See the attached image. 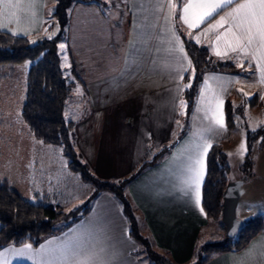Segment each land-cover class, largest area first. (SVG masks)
<instances>
[{
    "label": "crops",
    "instance_id": "1",
    "mask_svg": "<svg viewBox=\"0 0 264 264\" xmlns=\"http://www.w3.org/2000/svg\"><path fill=\"white\" fill-rule=\"evenodd\" d=\"M171 2L176 5L173 10L169 0H75L68 9L66 40L72 76L88 100L82 129L77 130L86 136L78 144L91 166L102 176L125 175L152 152L168 146L159 163L143 171L127 191L156 247L166 250L176 263L184 264L193 257L198 236L210 223L201 207V194L199 207L195 203L193 170L201 161V192L208 152L204 153V147L209 149L228 134L225 105L242 73L254 70L261 81L257 67L261 61L253 59L254 55L260 57L261 49L257 38L246 51L233 52L228 47L231 34L224 35L227 25L210 29L245 0L225 4L198 29H189L180 19L188 0ZM20 3L18 21L5 20L7 27L0 30L27 38L37 36L46 27V0ZM184 40L231 62L237 72L204 74L187 130L178 136L183 126L181 108L185 112L184 102L181 105L183 78L191 67ZM217 52L222 54L218 56ZM221 116L222 128L215 123ZM106 142L115 146L112 153L107 152ZM150 142L153 151L148 150ZM32 248L51 252L47 258L58 264L85 259L88 264H140L134 254L138 245L128 233L127 219L108 192L99 193L87 216L66 231L36 248L8 245L0 254L10 264L13 254L24 249L33 254ZM54 250L56 255L52 254ZM205 264H264V232L238 252L212 254Z\"/></svg>",
    "mask_w": 264,
    "mask_h": 264
},
{
    "label": "rangeland",
    "instance_id": "2",
    "mask_svg": "<svg viewBox=\"0 0 264 264\" xmlns=\"http://www.w3.org/2000/svg\"><path fill=\"white\" fill-rule=\"evenodd\" d=\"M56 1L46 0L44 14L49 25L46 24L43 32L29 40L35 43L42 38L61 35L57 43L60 66L64 74L68 76V80L74 83L63 110L64 119L72 123L70 138L73 157H67L61 145L45 144L36 140L21 121L20 111L25 93L26 71L31 62L25 61L18 65L0 67V180H9L21 196L30 201L43 199L46 203L63 211L88 206L90 203L86 214L81 216L78 214L73 221H57L53 225L54 232L42 238L41 243L66 231L87 216L92 208L93 197L97 194L98 187L109 181L127 178L143 161H140L132 171L125 175L102 176L91 166L88 156L79 146L78 143L86 136H83L77 127L82 129V120L88 100L83 88L72 76L73 66L67 51V31L65 29L61 32V27L52 15L56 9ZM61 44L64 45L63 49L60 48ZM245 63L253 69L251 63ZM250 71L242 73L229 97L233 125L228 134L218 141L222 145L229 167L228 182L242 181L235 214L237 219L243 221L256 215H261L264 219V109L260 106L264 98V83L256 76V72L253 73L254 70ZM255 100L259 101H257L258 104H255ZM183 114L184 109L181 108V115ZM242 143L243 149L241 148ZM149 145L148 150L153 151L151 148L153 143L150 142ZM105 146L108 153H112V148L115 147L111 142H106ZM71 161L82 166L89 176V181L83 180L79 172L69 167ZM131 209L136 217L137 230L142 234H147L142 215L133 207ZM87 221L88 219L85 223ZM75 228L77 231V227ZM225 236L223 224L210 222L201 230L191 260L200 259L206 245L221 243ZM31 250L34 251L33 254L26 249L16 252L9 258V263L58 264L47 258L51 252L36 251L33 248ZM53 252L56 253V250L52 251V254L56 255Z\"/></svg>",
    "mask_w": 264,
    "mask_h": 264
},
{
    "label": "trees",
    "instance_id": "3",
    "mask_svg": "<svg viewBox=\"0 0 264 264\" xmlns=\"http://www.w3.org/2000/svg\"><path fill=\"white\" fill-rule=\"evenodd\" d=\"M75 0H57L55 16L61 32L66 29L68 9ZM180 1V0H179ZM180 4V2H179ZM179 7V5H178ZM46 25L47 22H44ZM49 25V24H47ZM61 35L42 38L31 43L29 38L13 35L0 30V67L18 65L30 61L25 77V93L20 111L21 121L28 132L38 141L45 144L61 145L67 157H73L70 129L72 123L63 116L66 98L70 95L74 83L68 80L60 66L57 43ZM184 49L191 63L189 72L183 78L182 100L185 105L183 126L178 136L184 134L197 95L202 77L207 72H237L236 66L229 61L214 57L207 48L192 41H183ZM264 97V96H263ZM255 100V104H258ZM264 109V98L260 103ZM226 126L232 128V113L229 101L225 105ZM167 148L152 152L144 159L136 171L127 178L104 183L97 189V194L108 192L119 203L122 213L128 222V233L138 245L134 253L140 264H181L176 263L166 250L156 247L148 232L140 233L136 228V217L132 211L135 207L127 188L143 171L155 166L165 156ZM71 169L80 173L83 180L89 176L81 165L70 162ZM229 167L222 145L218 142L209 146L206 155V173L201 187V207L208 222H221L222 192L228 183ZM92 199V200H93ZM90 203L70 211H63L46 203L43 199L30 201L21 196L7 179L0 180V250L8 245L21 246L30 244L37 247L42 238L53 233L57 221L75 220L78 214H86ZM264 229L261 215L245 220L232 238L225 236L221 243L206 245L203 256L184 264H205L214 253L238 252L249 241ZM145 261V262H144Z\"/></svg>",
    "mask_w": 264,
    "mask_h": 264
},
{
    "label": "snow or ice",
    "instance_id": "4",
    "mask_svg": "<svg viewBox=\"0 0 264 264\" xmlns=\"http://www.w3.org/2000/svg\"><path fill=\"white\" fill-rule=\"evenodd\" d=\"M232 0H188L183 7V14L180 19L188 26L189 29H198L199 26L204 23L208 18L217 13L218 9H223L225 4H231ZM21 8L20 0H0V27H7L4 23L5 20L8 22L18 21V10ZM169 8L173 10L176 5L169 0ZM222 25H227V32L225 36L231 34L232 40L228 42V47L231 51L235 52L238 49L246 51L254 41L259 39L261 55L257 58L255 55L253 59H259L261 62L258 63V70L261 72V82L264 83V0H245L244 3L238 4L231 12L226 13L225 16L221 17L215 25H210V29L219 28ZM233 28L236 31H233ZM15 34V33H14ZM54 35V33H53ZM51 39V37H49ZM221 37H217L220 40ZM178 40V38H177ZM60 48L63 49L64 45L61 44ZM183 51V48H180ZM218 56L221 52L216 53ZM207 83V82H206ZM220 104L223 102L220 101ZM183 106V101H181ZM215 123L219 127L224 126L222 116L215 120ZM241 148H244L243 143ZM208 150V146L204 147V153ZM200 165L198 169L193 170V176L191 183L195 187V203L199 207L200 205V181L204 176V167L201 161H197ZM202 211V209H201ZM29 246L25 245V248ZM3 254H0V264H7L3 258ZM76 264H88L87 259L77 261Z\"/></svg>",
    "mask_w": 264,
    "mask_h": 264
},
{
    "label": "water",
    "instance_id": "5",
    "mask_svg": "<svg viewBox=\"0 0 264 264\" xmlns=\"http://www.w3.org/2000/svg\"><path fill=\"white\" fill-rule=\"evenodd\" d=\"M241 185L242 181L228 182L222 192L221 222L228 238H232L244 223L243 220L237 219L235 214Z\"/></svg>",
    "mask_w": 264,
    "mask_h": 264
}]
</instances>
